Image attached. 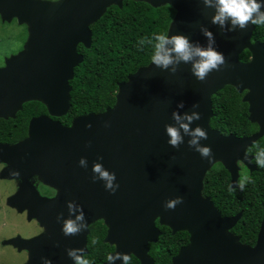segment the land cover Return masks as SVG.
Wrapping results in <instances>:
<instances>
[{
  "label": "water",
  "instance_id": "95a60500",
  "mask_svg": "<svg viewBox=\"0 0 264 264\" xmlns=\"http://www.w3.org/2000/svg\"><path fill=\"white\" fill-rule=\"evenodd\" d=\"M122 1L0 0L1 20L15 18L18 24L27 26L28 32L23 49L0 67V119L14 118L29 101L41 103L48 114L29 121L21 142L0 144V162L8 164L0 178L22 176L26 182L39 175L46 183L66 187L68 182L69 187L50 203L39 202L36 193L38 198L21 189L11 197L9 204L23 199L28 219L36 218L48 228L39 237L16 238L7 243L28 251L24 264H42V258L51 264H72L66 250L78 248L87 254L88 226L103 219L107 227L104 243L114 247L110 255L123 253L132 255L139 264H154L147 244L155 243L160 235L155 227L158 220L172 234L186 232L189 236L188 244L178 250L170 264H264V213L254 246L243 245L230 232L241 213L222 217L202 193L205 175L217 163L229 173L230 185L236 188L237 162L252 169L246 149L264 135V44L251 41L254 25L222 31L210 23L214 9L206 7L204 0H133L153 8L171 6L175 15L169 36L183 35L190 43L204 46L206 38L201 27L208 29L216 50L223 53L224 64L198 81L189 71L192 61L170 64L163 70L150 63L118 84L112 108L76 117L70 126L50 119L68 111L69 81L83 59L76 48L79 44L89 48V26L108 7L121 8ZM229 26L226 20L225 29ZM244 51L249 53L247 62L239 60ZM173 68L175 71H171ZM226 86L238 94L245 92L241 101L248 105V120L259 125L256 135L225 136L210 127L214 116L211 98ZM180 102L184 107L177 109ZM193 104L198 107L192 109ZM174 110L200 113V119L194 120L190 128L199 126L207 132V139L200 143L211 149L210 159H201L186 143L178 148L166 143L164 126L173 123ZM89 123L91 127H86ZM81 157L86 160V168L77 163ZM94 163L115 173L114 183L119 185L115 193L105 191L103 181L93 182ZM175 197H181L182 203L173 209L163 207L166 200ZM67 202L83 209L86 231L72 236L61 233L57 217L68 218ZM55 203L59 206L54 207ZM52 218L56 220L54 225ZM112 264L122 261L117 258Z\"/></svg>",
  "mask_w": 264,
  "mask_h": 264
},
{
  "label": "trees",
  "instance_id": "16d2710c",
  "mask_svg": "<svg viewBox=\"0 0 264 264\" xmlns=\"http://www.w3.org/2000/svg\"><path fill=\"white\" fill-rule=\"evenodd\" d=\"M174 15L175 10L169 5L153 8L145 2L133 0H123L121 8L108 7L99 20L89 26V48L81 44L76 48L83 59L73 69V79L69 81V108L66 115L57 118L59 123L69 126L76 117L100 114L112 108L118 84L151 63L155 41H148L157 34L167 35ZM141 40H144L142 45ZM251 41L264 44V25H254ZM239 60L247 62L249 53L242 52ZM242 97L243 94H238L230 86L212 96L214 116L210 127L222 135L232 133L239 136L243 131L251 132L253 124L247 119L248 105L241 101ZM45 110L41 103L29 101L21 106L14 118L0 119V144L24 138L29 119ZM262 143L256 142V152L264 149ZM229 183L228 172L220 164H215L205 175L203 196L211 199L222 217H232L240 212L241 217L230 232L239 238L241 244L254 246L264 213V168L248 175L243 191L238 188L229 191ZM91 228L94 231L88 236L85 258L90 264H103L112 249L102 243L104 227L97 223ZM159 228L161 235L157 243L149 244V255L154 264H170L178 250L188 244L189 236L186 232L172 234L166 227ZM129 264L139 262L130 258Z\"/></svg>",
  "mask_w": 264,
  "mask_h": 264
},
{
  "label": "clouds",
  "instance_id": "9594fccd",
  "mask_svg": "<svg viewBox=\"0 0 264 264\" xmlns=\"http://www.w3.org/2000/svg\"><path fill=\"white\" fill-rule=\"evenodd\" d=\"M53 2H57V0H53ZM204 5L214 9L210 23L218 25L222 31L242 30L249 24L264 25V11H262L264 9V0H204ZM226 20L230 25L227 29L224 27ZM201 33L206 38L204 46H201L198 42L190 43L189 39L183 35H154L148 41L149 43L155 41L150 57L151 63L163 70L170 64L180 61L185 63L192 61L189 67L190 73L196 80L203 81L209 72L218 70L224 64V56L223 53L216 50L212 33L203 27H201ZM139 43L142 45L144 40L139 41ZM166 44L171 45V48L166 49ZM170 53H174L175 56L170 55ZM193 57H196V59L194 60ZM171 71H175V68L171 69ZM176 107L177 109L183 108V102L178 103ZM197 107V104L192 105V109ZM199 119L200 113L198 111L178 113L174 110L172 112L173 123L164 126V133L167 137L166 143L172 148H178L182 143H186L189 148L199 154L201 159H210L211 149L207 145L200 143V141L207 139V132L199 126L190 128L192 122ZM86 127H91V124H87ZM185 136L189 137L186 141L184 139ZM253 159L256 167L264 168V149H259ZM77 163L80 167H87L86 160L83 157ZM91 172L93 174V182L96 180L103 181L105 191L109 192V194L116 192L119 185L114 183L116 180L114 172H109L100 163H94ZM245 182L246 180H240L236 184V188L243 191ZM228 190H233L231 185H229ZM180 203H182V198L175 197L166 200L163 207L173 209ZM67 208L69 212L68 218L61 219L60 216L57 217L61 223V233L64 236H72L86 231L87 223L83 209L73 202H67ZM66 255L72 261V264H90L89 260L84 256L83 249H67ZM117 258L122 261V264H129V256L127 254L116 253L105 257L107 264H112V261ZM42 264H51V262L42 258Z\"/></svg>",
  "mask_w": 264,
  "mask_h": 264
},
{
  "label": "flooded vegetation",
  "instance_id": "af4514ba",
  "mask_svg": "<svg viewBox=\"0 0 264 264\" xmlns=\"http://www.w3.org/2000/svg\"><path fill=\"white\" fill-rule=\"evenodd\" d=\"M50 1H53V0H50ZM0 23L1 24L8 23V24H12V25H15V26L22 28V30L20 29V31L17 32L16 36H13L11 38V39H16V41L20 40L22 42L21 48L19 50H17L16 53L9 54L8 56H7V54L4 53L2 55V66H3L4 62L7 58H9L10 56L16 55L17 53H19L23 49V46L27 40L28 34H27V26L25 24H18L17 20L15 18H12L9 22L2 21L1 15H0ZM7 36L10 38L11 34H9ZM244 94H245V92L243 93V95ZM248 109L249 108H247V114H248L247 119L249 117ZM39 116H48L47 110H45L44 113H41V114L34 116V117H31L29 119V121L32 118H36ZM50 119L53 121L59 122L56 117H50ZM29 121H28V123H29ZM250 123L253 124L252 128L250 129L251 132L246 133L245 131H243L242 134L239 136L232 134V133H230L228 135H233L237 138H249L253 135H256L259 132V125L255 122L254 123L250 122ZM70 124H69V126H70ZM62 125H64V124H62ZM64 126H66V125H64ZM27 127H28V124H27ZM26 135H27V131H26ZM26 135H25V137H26ZM24 138H22L16 142H12L10 144H4V145H7V146L16 145L17 143L21 142ZM257 141H262L263 142L262 146L264 147V135H263L262 137L257 138L256 141L253 142L252 145L250 147H248L246 149V152H245L246 155L250 158V161H249L250 168H252L254 170L248 169L243 163L238 161L237 162V167H238L237 183L240 180H247L249 174L254 173L258 170L255 163L253 162L254 161L253 157L255 155L254 153H256L254 146H255ZM217 164H219V163H217ZM7 166H8L7 163H0V171ZM22 178H23L22 176L21 177L12 176V177L4 178V179L0 178L1 182L9 183V189L6 192H3L4 195H3L1 202H0V233L3 235V238L0 241V244L3 247H8L9 250L12 251V253H14L16 255L17 254H23L24 258L27 259V256H28L27 250L19 249L16 245H13V244H10L7 242L10 240L16 239V238H19L22 240H30V239H33L35 237H39V236L46 233L48 227H47V225H41L36 218L28 219L27 210L26 209L23 210V208H24L23 199L19 198L18 201L15 202L13 205L9 204V202H8L9 199L11 197H13L21 189V191L24 194H27L28 196H31V197H33V194L35 195V193H36L39 197V199H38L39 202H42L44 200L43 202L50 203V202H53L55 199L58 198V195L61 194V192H62L61 190L65 191V189L67 188L68 190L66 192H68L69 187H68V182L66 183V187H59L56 183H55V185H51L49 183H46L40 179L39 175L31 176L30 178L27 179L26 182ZM229 178H230V175H229ZM229 185H230V183H229ZM51 204H53V203H51ZM53 206L56 207L59 205L57 203H55ZM65 206L66 205L62 204L63 208ZM37 211H41L42 213L44 212V210H38V209H37ZM33 214H36V213H33ZM45 214H47V212H45ZM52 222L54 225L56 220L52 218ZM97 223L101 224L104 227L102 243L106 244V243H104V238L106 236L107 227H106L103 219L96 220L88 226L87 239H88V236L90 234H92L94 231V230H92L91 227L93 225H96ZM22 227H25L27 230H21ZM155 227L157 228V230L159 231V233L161 235V230L159 227H164V226H160L158 223V220H157V221H155ZM52 230H53V226H52ZM159 236H158V238H159ZM158 238H157V241H158ZM87 239H86V248H87ZM157 241L155 243H157ZM155 243H148L147 244L148 255H149V244H155ZM106 245L112 249L111 252L108 253V255H110L114 251V247L109 246L108 244H106ZM87 254H88V250H87ZM87 254H85V255H87ZM149 257L151 258L150 255H149ZM130 258H134V257L131 255L129 257V259ZM24 261H26V260H24Z\"/></svg>",
  "mask_w": 264,
  "mask_h": 264
},
{
  "label": "rangeland",
  "instance_id": "374dc122",
  "mask_svg": "<svg viewBox=\"0 0 264 264\" xmlns=\"http://www.w3.org/2000/svg\"><path fill=\"white\" fill-rule=\"evenodd\" d=\"M41 1L53 3V1H50V0H41ZM20 29L22 30V28L12 25V24H8V23L1 24L0 23V67H2V55L4 53L7 54L8 56L9 54L16 53L17 50L21 48L22 42L20 40L16 41V39H11L13 36H16L17 32L20 31ZM9 34H11L10 38L7 36ZM27 38H28V35H27ZM8 189H9V183L0 181V202L4 195L3 192H6ZM21 230H27V229L25 227H22ZM2 238H3V235L0 233V241ZM17 255L12 253V251H10L8 247H3L0 244V264H23L25 263L24 260L26 259L24 258L23 254H17Z\"/></svg>",
  "mask_w": 264,
  "mask_h": 264
}]
</instances>
